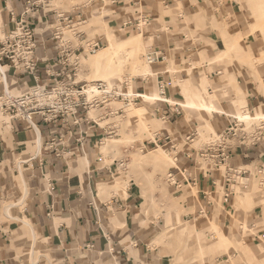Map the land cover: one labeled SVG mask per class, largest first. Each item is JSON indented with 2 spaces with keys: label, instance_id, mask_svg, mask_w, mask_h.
Here are the masks:
<instances>
[{
  "label": "rangeland",
  "instance_id": "374dc122",
  "mask_svg": "<svg viewBox=\"0 0 264 264\" xmlns=\"http://www.w3.org/2000/svg\"><path fill=\"white\" fill-rule=\"evenodd\" d=\"M113 1L51 0L46 12L53 11L58 15H63V21L57 17L49 22L44 20L45 23L41 22L38 29V32L46 34V32H57L58 28L61 37L70 40L74 48L84 46L86 51L78 53L81 66L78 78L80 81L88 82L91 88L96 83H106L110 88H115L117 92L128 91L131 96L135 97L136 91L145 92L146 85H149L155 88L153 98L157 99L158 91L161 92L158 77L159 74H162L165 82L170 83L169 89L167 88V97L183 102L185 98L181 93L180 83L183 82L182 87H188L193 81L199 83L202 78L207 77L211 86L208 85L206 91L214 93L213 95H219L218 103L222 111L233 114L236 118L245 114L250 115L240 98L241 91L235 79L228 78L226 85L230 90L227 92L222 90L223 76L228 69L234 73L243 72V74L237 75L239 83L241 82L243 87H245L243 80L251 78L257 86V92L264 97V93L258 85L259 83L264 88V0H233L234 7L228 11L214 7L209 0H205L208 6H198L197 11L188 14H185V6L176 0V6L179 9L178 15L172 14V9L176 6L165 8L163 1H160L159 5L162 11L159 23L166 25L164 18L173 15L171 25L178 24L180 35L185 36V41L172 46L175 48L173 50L168 43L174 39H180L181 36H178L176 32L166 31L161 34V39L152 49L146 46V42L150 39L149 34L158 30V25L147 28L142 33L146 49L149 55L157 52L162 58L157 63L150 64L153 70L151 75L153 77L150 80L143 81L140 77L134 81L133 85L132 80L126 77L124 80L118 78L119 75L128 73L129 68L123 69L117 61L109 60L94 64L91 62L92 60H89L97 57L99 53H89L95 43H103L101 48L103 49L117 37L128 38L141 34L131 29H122L121 25L116 22L117 18L112 7ZM0 7L2 10L1 3ZM203 9L206 10V14L200 18L199 14ZM108 10H111V15L106 18ZM97 11L100 12L96 14ZM139 12L142 13L141 10ZM141 13L137 16L138 19L142 17ZM179 16L184 18L179 21ZM67 17L69 20L64 21ZM187 20L191 24L186 28L183 25ZM169 26V24L166 25V27ZM5 35L4 26H1L0 42ZM212 38H219L224 46L217 47L216 41L211 40ZM237 38L238 43H236ZM204 50L214 55L223 50L224 53H220L221 55L216 59L222 60L216 63L205 58L202 61L199 60L197 56ZM246 52L250 53V57L242 58ZM176 60L182 61V66H177L175 71L164 73L168 63ZM157 72L159 74L156 76ZM163 79L161 78V80ZM208 92H203L202 99H206V96L209 97ZM13 93L18 92L13 91ZM245 94L248 102L250 96L256 95V93L247 91ZM144 99L149 100L150 98L145 96ZM150 100L148 102H151ZM236 102L238 105L235 107L234 103ZM136 104L147 109L144 122L135 121L131 115L130 109H133ZM146 104L141 99L133 100L131 104H127L122 98H114L99 108L89 110V117L96 120L102 128L107 129L102 143L105 140L109 142L119 140V143L107 150L105 154L103 153V144H100L98 148L102 154V163L112 169V178L107 182H115L121 177L124 180H129L126 184L117 187L116 192L125 191L128 188L127 185H131L128 190L140 193L145 199L142 201L139 212L142 217L146 216L149 224L157 223L158 218L163 219L165 223L158 224L160 234H155L156 237L158 236L155 244L165 246L170 252L173 251L174 258L171 264H264V170L260 173L258 169L242 167L237 161L231 160L229 166L237 171L251 170L252 175L245 176L243 181L239 180L238 184L233 187L232 198H227V193L221 187L226 185L228 166L217 167L214 162L203 157L201 153L224 132L225 122H232L233 119L228 118L227 115L215 114L211 116L208 113L190 112L172 105L174 110L179 108L178 110L182 112L178 123L175 119L171 122L173 125L171 127L162 125L163 129L155 135L157 137L168 133L172 141L177 139L167 152L174 158L176 157L178 161L186 152L193 157L194 163L188 164L185 169L181 167L182 170L179 172L173 170L175 166L172 160L170 163L169 161L165 162L168 160L165 154L171 157L165 152V149L159 148V151L149 154L150 151H154L158 147L148 149L145 147V144L151 142L150 133H152L147 122L150 110ZM158 105L154 107L155 115L163 119V122H170L158 114ZM249 109L253 113L252 108ZM207 110L211 111V108ZM0 116V122L3 124L8 120L11 121L1 114ZM250 116L253 117L249 121L250 124L253 123L258 127L264 124V122L260 123V120L264 119V112ZM239 120L246 124L249 123L240 118ZM187 129L196 133L189 141L183 133ZM112 130L116 132V135H111ZM231 144L236 146L239 143L233 141ZM30 150L34 151L35 149L33 150L30 146ZM136 157H143L146 162L139 165L135 162ZM196 160H200L203 169L188 181L185 174L195 166ZM206 172L213 174L217 181V188L214 189L215 193L208 192L206 198L200 199L199 189L194 187L190 181L192 179L199 180L201 176L206 175ZM171 174L174 175L173 178H170ZM118 196L127 197L122 192ZM193 202L196 208L191 211L186 210L187 205ZM200 210H203V214L198 215ZM175 211L179 212L181 222L164 229L168 222L166 221L167 217L173 216ZM188 214L195 215L193 221L183 220V217ZM37 256L40 257L41 253L38 252Z\"/></svg>",
  "mask_w": 264,
  "mask_h": 264
},
{
  "label": "crops",
  "instance_id": "0c3cea01",
  "mask_svg": "<svg viewBox=\"0 0 264 264\" xmlns=\"http://www.w3.org/2000/svg\"><path fill=\"white\" fill-rule=\"evenodd\" d=\"M26 1L0 0L2 6V10L0 7V18L6 34L14 27L13 16L19 18L25 10ZM160 1H163L165 8L177 4L176 0H115L112 3L113 13L117 18L116 22L121 25L122 29L125 22L136 19V14L140 10L142 13L150 15L154 20L151 27L158 25V30L149 34L150 39L146 42V46L153 49L161 39V34L170 31L181 36L180 39L168 41L169 47L174 50L175 48L172 46L185 41V36L180 35L178 24H176L177 26L171 25L172 16L178 15L179 9L177 6L174 7L173 15L164 18L165 24L170 25L166 27L164 23H159L162 11L159 5ZM178 1L185 6V14L197 11L198 6H208L205 0ZM209 2L214 7L222 8L223 11L234 7L233 0H209ZM47 14L53 21L57 12L52 11ZM205 14L206 10L203 9L199 14L200 18ZM110 15L111 10H108L106 18ZM59 17L64 16L59 14ZM183 18V16H179L178 20L181 21ZM37 19L40 21L36 23L37 58L40 61L41 78L45 80L47 79L46 71L55 64L58 52L51 38L52 32H46V34L38 32L41 22L44 20L40 15L36 17V21ZM190 24V21L187 20L183 26L187 28ZM167 35L166 33V37ZM211 40L216 41L217 47L224 46L219 38ZM220 53H224L223 50ZM220 53L214 55L204 50L197 57L201 61L205 58L216 63L222 60H216L221 55ZM152 54L153 57L159 59L157 52ZM182 64V61H171L164 69V73L175 71L177 66H182ZM3 67L7 69L5 70L7 78L0 74V96L7 87H10L14 92H20L35 84L32 75L15 71L6 65ZM239 73L243 74L242 71L234 73L226 69L222 90L229 91L226 82L228 78L235 79L241 91L240 98L250 115L261 114L264 112L263 95L257 92V86L251 78L243 80L245 89L241 85L242 83H239L237 77ZM158 74L159 72L156 73V76ZM159 75V87L160 84H166L164 87L165 96L158 91V96L155 95L157 99H154L155 88L149 85H146L145 92L136 91V96L146 102L147 108L150 110L147 122L152 132L150 133L151 142L145 144V147L146 149L158 147L156 150L150 151L149 154L159 151V148L165 149L167 152L177 141V139H173L164 145H158L155 142L157 141L155 134L163 129L162 125L171 127L173 120L176 119V123L179 121L182 112L178 110L179 108L174 110L172 105L190 112L208 113L211 116L215 114L227 115L228 118L235 117L233 114L221 110L218 94L213 95L214 93L206 91L208 85L211 86L207 77L202 78L199 83L192 80L193 83L188 87H182L183 82L180 83V90L185 101L179 102L167 97V88L169 89L170 83L165 82L162 74ZM152 77L143 79V81H148ZM258 85L264 93V88L261 84L258 83ZM246 91L256 93L255 96L248 98L249 102L245 94ZM203 92H208L209 97L206 96V99H202ZM143 95L148 96L151 102L145 100ZM232 98L234 97L232 96ZM204 103L211 108V111L195 108L202 107ZM157 105L159 106L158 114L170 122H163V119L155 115L154 107ZM234 105L236 107L237 102ZM249 108H252L253 113ZM230 123L225 122V129ZM81 128L89 131L84 147L72 143L67 146L66 154L57 158L45 149V142L52 134L62 132L60 126L47 125L40 118H35L32 125L20 120H8L5 124L0 122V264H171L174 258L173 251L170 252L165 246L155 244L158 240V236L156 237L155 234H160L158 224H164L163 219L158 218L157 223L149 224L147 217H142L139 212L142 201L145 199L140 193L128 190L131 185L125 191L116 192L117 187L126 184L129 180H124L121 177L115 182H107L112 178V169L102 163V154L98 151L100 144H103L102 139L106 136L107 129L85 121H82ZM67 129L65 128L63 131H67ZM37 132L40 135V150L37 145ZM183 133L184 136L189 137L194 132L187 129ZM168 136H170L168 133L162 134L164 138ZM76 137L73 139L75 140ZM159 142L162 143L163 140H158ZM30 146L35 150H30ZM167 153L170 155L169 152ZM231 154L232 161H237L242 167L264 170V138L257 146L238 144ZM170 156L175 160L174 166L178 165L180 170L185 169L188 164L194 163L193 157L188 159L187 152L179 161L176 157ZM195 162V166L185 174L188 181L203 169L200 160ZM245 171L252 174L251 170ZM190 183L199 189L200 199L206 198L208 192L215 193L214 189L217 188V181L213 174L201 176L196 183ZM221 186L223 185L221 184ZM221 188L226 193H230L229 198H232L233 189L230 192L227 183ZM120 192L127 197L118 196ZM194 208L196 205L193 202L187 205L186 210L191 211ZM194 218L195 215L188 214L183 217V220L191 222ZM166 221H168L167 225H171L173 216L169 215ZM164 229L167 227L164 226ZM38 252L41 253L40 257L37 256Z\"/></svg>",
  "mask_w": 264,
  "mask_h": 264
},
{
  "label": "built area",
  "instance_id": "2783aa9c",
  "mask_svg": "<svg viewBox=\"0 0 264 264\" xmlns=\"http://www.w3.org/2000/svg\"><path fill=\"white\" fill-rule=\"evenodd\" d=\"M50 1L27 0L25 10L20 17L15 18L13 16L12 18L13 29L0 42V65H6L15 71L30 74L35 80L33 86L18 93H9L5 88L0 97V114L4 118H10L11 121L20 120L30 125L34 123L35 118H40L47 125L60 126L62 132L52 134L45 142V149L59 158L66 154L67 146L72 143L84 147L85 138L89 135V131L81 128L82 121L92 122L94 125L100 127L96 120L89 117V110L91 108H99L110 102L112 98H122L127 104H131L133 100L139 98L135 97L131 99L122 94L112 95L108 92V86L104 83H98L94 96L89 98L87 93L89 83L80 81L78 78L81 68L78 53L81 51L85 52L86 50L84 46L74 48L70 40L61 37L58 28L57 32H52L51 34L52 41L58 52L55 64L46 71L47 79L41 78L40 61L37 58L38 40L36 24L40 21L38 19L36 21V17L40 15L46 22L52 21L50 15L46 12ZM140 13L137 12L136 19L133 21L125 22L123 29H131L142 34L147 28L151 27L154 22L153 18L148 14L141 13L142 17L138 19L137 16ZM56 17L63 21V18L59 17L58 14H56ZM64 21L67 20L64 19ZM80 37L83 43L82 35ZM103 45L101 42L95 43L89 53L96 54ZM160 56L158 59L149 55V63H157L162 58ZM164 87V84H160L162 95H164ZM232 119V122L224 132L201 152L203 157L214 162L217 167L228 166L226 183L229 185L230 192L238 184L240 178L252 175L248 171H237L229 166L232 160L231 152L235 147L231 143L236 141L241 146H257L264 138V124L258 127L253 124L247 125L246 123H242L235 117ZM65 128H68L67 131H63ZM105 133L107 132L105 131ZM111 135H116V132L112 130ZM195 135L196 133H193L187 137V141L191 140ZM74 137H76L75 140L73 139ZM160 138L164 137L162 135L156 137L157 141L155 142L158 145H164L172 140L170 136L164 139ZM158 140H163V142L158 143ZM191 158L192 156L189 154L188 159ZM173 170L181 171L178 169V165ZM259 170L261 173L263 169ZM210 174L212 173L206 172V176ZM173 176L171 174L170 178H173ZM190 182L196 183V180H191ZM232 194H234L233 191ZM229 197L230 193H227V198ZM200 214H203V210H200Z\"/></svg>",
  "mask_w": 264,
  "mask_h": 264
},
{
  "label": "bare ground",
  "instance_id": "6f19581e",
  "mask_svg": "<svg viewBox=\"0 0 264 264\" xmlns=\"http://www.w3.org/2000/svg\"><path fill=\"white\" fill-rule=\"evenodd\" d=\"M99 12L100 11H97L95 13L98 14ZM66 20H69V18H67ZM70 22H72V21H70ZM2 24H3V22L0 18V28H1ZM236 43H238V38L236 39ZM148 56H149V52L147 51L146 46L144 44L143 34H139L137 36H132V37H128V38H120V37L115 38L114 41L111 42L107 47L100 49L97 57L89 59V60H92L91 62L94 64H99L102 62H108L109 60L115 61V62L117 61L118 65H120V67H122L123 69L126 67L129 68L128 73H125L123 75H119L118 78L121 80H124L126 77L129 80H132V85H133L134 81L137 78L141 77L142 79H147L149 76H151L153 74V70L151 68V65H150L148 59H147ZM247 57H250L249 52H246L242 56V58H247ZM5 70H7V69H4V67L2 65H0V74L3 77L7 78V74H6ZM99 83H101V82H99ZM97 84L98 83L94 84L93 88H91V86L89 85V89L87 90L89 98H92L94 96V93L96 92ZM104 84H106V83H104ZM106 85L108 86V92L111 93L112 95L122 94L126 97H129V98H135V97L138 98V96H135V97L131 96L128 92H123V91L117 92V91H115L116 90L115 88L112 89L109 87L108 84H106ZM9 90H11L10 87H7V91L9 93L13 92V91H9ZM143 98H145L144 95H143ZM112 99H114V98H112ZM0 104H1V102H0ZM195 108L199 110L200 108L208 109L210 107L205 105V103H204V105H202V107H195ZM146 111H147V109L140 104H136V105H134L133 109H130L132 117L137 122L138 121L139 122L145 121ZM239 118L241 120L247 121V122H249L250 120L253 119V117H251L249 114L239 116L237 119H239ZM263 122H264V120H260V123H263ZM242 123H245V122H242ZM247 124H250V122ZM252 124L253 123H251L250 125H252ZM37 134H38L37 145H38V148L40 150L41 149V147H40V135L38 132H37ZM118 143H119V140H112L111 142L105 140L103 142V153L105 154L107 152V150L114 147V145H117ZM162 152H164V151H162ZM165 156L168 159L167 161L165 160V162L168 163V161H169V163H170V160H172V162L175 161L174 159H172L168 155L165 154ZM135 162L139 163V165H143L146 162V160L143 157H136ZM244 179L245 178H240L241 181H243ZM127 187H129V185H127ZM180 222H181V219L179 216V212L175 211V212H173V223L171 225H166V227L169 228L171 226L179 224Z\"/></svg>",
  "mask_w": 264,
  "mask_h": 264
}]
</instances>
